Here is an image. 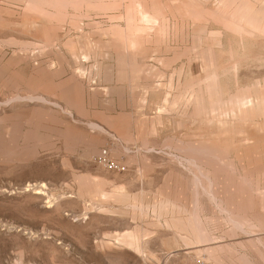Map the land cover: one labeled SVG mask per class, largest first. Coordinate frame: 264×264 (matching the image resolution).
Returning a JSON list of instances; mask_svg holds the SVG:
<instances>
[{"label":"rangeland","instance_id":"1","mask_svg":"<svg viewBox=\"0 0 264 264\" xmlns=\"http://www.w3.org/2000/svg\"><path fill=\"white\" fill-rule=\"evenodd\" d=\"M0 264H264V0H0Z\"/></svg>","mask_w":264,"mask_h":264},{"label":"built area","instance_id":"2","mask_svg":"<svg viewBox=\"0 0 264 264\" xmlns=\"http://www.w3.org/2000/svg\"><path fill=\"white\" fill-rule=\"evenodd\" d=\"M96 162L97 164L110 170L123 171L126 167L123 163L110 158L106 149H102L101 152L96 156Z\"/></svg>","mask_w":264,"mask_h":264}]
</instances>
